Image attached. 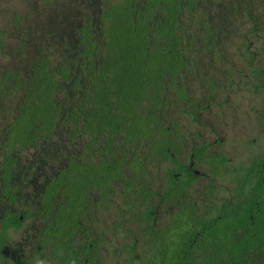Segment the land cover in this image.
<instances>
[{"label":"trees","instance_id":"obj_1","mask_svg":"<svg viewBox=\"0 0 264 264\" xmlns=\"http://www.w3.org/2000/svg\"><path fill=\"white\" fill-rule=\"evenodd\" d=\"M194 3L109 0L97 24L87 20L78 28L75 65L55 66L40 55L25 75L0 73V101L18 100L0 143V264H7L9 231L35 215L12 211L18 199L12 183L15 152L49 139L59 123L70 128L72 139L85 141L84 156L70 159L39 194L37 215L45 227L34 259L10 264H99L97 242L85 238L78 246L83 217L93 204L108 206L120 185L125 197L140 194L147 203L151 194L142 175L150 156L173 166L157 198L175 205L165 228L153 231L145 243L150 264H264V156L246 169L239 198L223 202L215 214L177 202L197 174L176 161L159 111L163 85L186 68L178 27L184 8L192 13ZM66 86L76 94L60 98ZM134 144L144 145L143 154L129 160L124 148ZM193 158L213 168L225 163L220 156L207 157L206 146Z\"/></svg>","mask_w":264,"mask_h":264},{"label":"rangeland","instance_id":"obj_2","mask_svg":"<svg viewBox=\"0 0 264 264\" xmlns=\"http://www.w3.org/2000/svg\"><path fill=\"white\" fill-rule=\"evenodd\" d=\"M107 1L0 0V73L25 75L40 55L55 66L75 65L77 30L87 20L97 24ZM191 8L192 13L184 8L178 27L186 68L163 85L159 116L173 139L170 151L176 161L197 174L177 202L188 201L211 216L223 202L239 198L246 169L264 156V0H195ZM75 94L66 86L59 97ZM17 103L0 101V143ZM85 144L59 123L49 139L15 152L12 183L18 199L12 211L35 215L9 231L7 264L34 259L45 227L37 215L39 194L70 159L84 156ZM202 146L207 157L220 156L225 163L213 168L197 161L193 154ZM143 147L134 144L124 150L131 160L143 154ZM1 161L0 155V166ZM172 170L168 161L150 156L142 175L149 201L142 204L140 194L125 197L124 187L118 186L108 206L93 204L87 210L78 246L85 238L97 242L99 264H150L145 243L153 231L165 228L175 210L157 198ZM125 200L141 204L130 207Z\"/></svg>","mask_w":264,"mask_h":264}]
</instances>
